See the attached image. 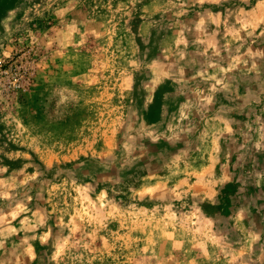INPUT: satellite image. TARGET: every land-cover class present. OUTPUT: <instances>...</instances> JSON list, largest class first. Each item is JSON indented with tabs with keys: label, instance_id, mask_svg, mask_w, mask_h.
<instances>
[{
	"label": "rangeland",
	"instance_id": "1",
	"mask_svg": "<svg viewBox=\"0 0 264 264\" xmlns=\"http://www.w3.org/2000/svg\"><path fill=\"white\" fill-rule=\"evenodd\" d=\"M0 60V264H264V0H0Z\"/></svg>",
	"mask_w": 264,
	"mask_h": 264
},
{
	"label": "built area",
	"instance_id": "2",
	"mask_svg": "<svg viewBox=\"0 0 264 264\" xmlns=\"http://www.w3.org/2000/svg\"><path fill=\"white\" fill-rule=\"evenodd\" d=\"M7 69V67H6V63H4V62H2L1 60H0V73L1 74H8L9 73V71L8 70H6ZM10 70V69H9ZM1 86H3V87H7V85H3L2 84V82L0 81V87Z\"/></svg>",
	"mask_w": 264,
	"mask_h": 264
}]
</instances>
